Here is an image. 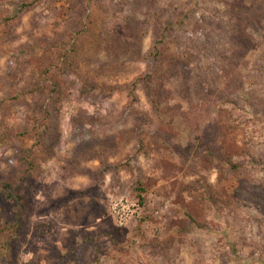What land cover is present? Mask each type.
Here are the masks:
<instances>
[{"label":"rangeland","instance_id":"1","mask_svg":"<svg viewBox=\"0 0 264 264\" xmlns=\"http://www.w3.org/2000/svg\"><path fill=\"white\" fill-rule=\"evenodd\" d=\"M28 4L0 0V264H264V0Z\"/></svg>","mask_w":264,"mask_h":264},{"label":"trees","instance_id":"2","mask_svg":"<svg viewBox=\"0 0 264 264\" xmlns=\"http://www.w3.org/2000/svg\"><path fill=\"white\" fill-rule=\"evenodd\" d=\"M19 2H20L19 10H20V12H23L29 6L28 0H19ZM43 79H45V76H43ZM49 87H50V93L54 94L56 96L55 101L56 102L60 101L61 100L60 98L62 97V95L64 93L63 85H61L57 82H52L49 84ZM41 106H43V105L39 104V107H41ZM37 111H36V113H37ZM263 188H264V186H263ZM140 199L142 200V197Z\"/></svg>","mask_w":264,"mask_h":264}]
</instances>
